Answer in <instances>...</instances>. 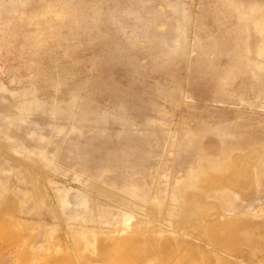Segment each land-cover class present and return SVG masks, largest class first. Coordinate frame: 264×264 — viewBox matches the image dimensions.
<instances>
[{"label": "rangeland", "instance_id": "374dc122", "mask_svg": "<svg viewBox=\"0 0 264 264\" xmlns=\"http://www.w3.org/2000/svg\"><path fill=\"white\" fill-rule=\"evenodd\" d=\"M0 264H264V0H0Z\"/></svg>", "mask_w": 264, "mask_h": 264}, {"label": "bare ground", "instance_id": "6f19581e", "mask_svg": "<svg viewBox=\"0 0 264 264\" xmlns=\"http://www.w3.org/2000/svg\"><path fill=\"white\" fill-rule=\"evenodd\" d=\"M123 218V217H122ZM125 222V221H124ZM124 225V223H122Z\"/></svg>", "mask_w": 264, "mask_h": 264}]
</instances>
